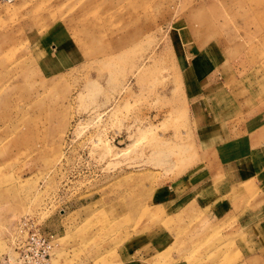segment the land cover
<instances>
[{"label": "rangeland", "instance_id": "rangeland-1", "mask_svg": "<svg viewBox=\"0 0 264 264\" xmlns=\"http://www.w3.org/2000/svg\"><path fill=\"white\" fill-rule=\"evenodd\" d=\"M24 222L49 264H264V0H0V260Z\"/></svg>", "mask_w": 264, "mask_h": 264}, {"label": "built area", "instance_id": "built-area-1", "mask_svg": "<svg viewBox=\"0 0 264 264\" xmlns=\"http://www.w3.org/2000/svg\"><path fill=\"white\" fill-rule=\"evenodd\" d=\"M23 225L25 232L22 238L12 246L11 253L0 260V264H49V249L55 238L45 234L40 226L34 228L27 222Z\"/></svg>", "mask_w": 264, "mask_h": 264}, {"label": "crops", "instance_id": "crops-1", "mask_svg": "<svg viewBox=\"0 0 264 264\" xmlns=\"http://www.w3.org/2000/svg\"><path fill=\"white\" fill-rule=\"evenodd\" d=\"M203 58L206 59V57H203ZM211 72H213V71H211ZM241 139H242V138H241ZM241 139H240V140H241ZM243 140H245V139L243 138L242 141H243ZM197 170H198V167H197L196 171H197ZM194 174H195V172L193 173V176H192L193 179H195V175H194ZM173 187H174V186H173ZM235 189H236V188H235ZM172 191H173V190H172ZM174 196H175V195H174ZM175 197H176V196H175ZM198 201H199V199H198ZM199 202H200V201H199ZM252 215H253V214H252ZM252 215H249V216H248V219H249V220H253V219H254V216H252ZM212 217L215 218L214 216H212ZM243 264H253V261L251 260V263L248 262V261H245V262H243Z\"/></svg>", "mask_w": 264, "mask_h": 264}, {"label": "bare ground", "instance_id": "bare-ground-1", "mask_svg": "<svg viewBox=\"0 0 264 264\" xmlns=\"http://www.w3.org/2000/svg\"><path fill=\"white\" fill-rule=\"evenodd\" d=\"M50 255V254H49ZM50 258V257H49Z\"/></svg>", "mask_w": 264, "mask_h": 264}]
</instances>
